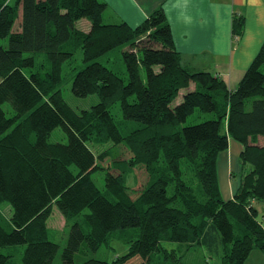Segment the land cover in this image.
Listing matches in <instances>:
<instances>
[{
  "label": "trees",
  "instance_id": "16d2710c",
  "mask_svg": "<svg viewBox=\"0 0 264 264\" xmlns=\"http://www.w3.org/2000/svg\"><path fill=\"white\" fill-rule=\"evenodd\" d=\"M106 9L103 0H0V39L7 38L0 43V264H11L13 253L1 250L16 245L23 246L20 264H57L60 246L46 225L53 207L71 222L59 264H187L165 242L203 247L219 264H244L253 250L264 252V214L254 206L264 204V40L229 89L221 77L182 63L161 7L134 27L106 22ZM81 18L88 31L75 27ZM244 24L243 15L232 14L235 40ZM114 48H123L126 81L98 61ZM78 49L86 64L70 91L99 97L80 111L61 89L63 66ZM181 89L182 100L172 105ZM115 103L124 120L140 125L122 134L110 111ZM194 112L211 117L183 124ZM56 127L66 143L49 141ZM229 140L242 146L240 182L224 199L217 161ZM108 142L123 143L128 158L103 165L108 150L96 154L91 146ZM114 164L144 165L148 178L135 196ZM97 170L105 171L104 189L92 178ZM2 204L11 208L7 218ZM114 232L126 233L119 237L125 253L76 262V254L96 252Z\"/></svg>",
  "mask_w": 264,
  "mask_h": 264
},
{
  "label": "crops",
  "instance_id": "0c3cea01",
  "mask_svg": "<svg viewBox=\"0 0 264 264\" xmlns=\"http://www.w3.org/2000/svg\"><path fill=\"white\" fill-rule=\"evenodd\" d=\"M103 1L107 3L106 22L123 20L132 27L161 7L182 63L193 71H210L221 77L229 89L235 88L264 40V0ZM233 13L245 17L243 34L238 40L231 32ZM81 27L76 28L88 31L90 22L83 21ZM241 150L238 142L229 140L228 149L218 156L223 163L222 170L217 167V172L224 199L232 198L239 186ZM244 264H264V252L253 250Z\"/></svg>",
  "mask_w": 264,
  "mask_h": 264
},
{
  "label": "rangeland",
  "instance_id": "374dc122",
  "mask_svg": "<svg viewBox=\"0 0 264 264\" xmlns=\"http://www.w3.org/2000/svg\"><path fill=\"white\" fill-rule=\"evenodd\" d=\"M18 13L19 15L12 26V31H15L18 28L19 19L21 18L20 11ZM103 19L106 20V16H104ZM83 21H88V20H86L85 18L84 20L79 19L75 23V26L78 28H82L81 24ZM0 43L3 46H6L7 38L0 39ZM122 49L114 48L111 51L99 57L98 61L104 64L105 66L111 68L114 72H116L118 75L123 77L124 80L126 81L127 74L125 70V64L121 57ZM38 60L42 63L45 61V56L43 53H39ZM85 64L86 63H84L82 60L81 51L78 49L74 53L73 58L70 61L66 62L63 66L64 81L61 84L62 95L65 101L76 111H80L82 109H89L92 105H94L99 101V97L96 94L88 95L86 97H79L74 95L70 91L71 79L73 75L77 70L82 68ZM45 65L46 66L48 65L47 61H45ZM185 91L186 89H181L179 91L177 97L172 102V105L178 104L182 100V94ZM3 108L4 110H6L7 115L11 113V109L6 104L3 105ZM110 111L114 115L115 122L119 126L122 134H126L130 130L140 125V123L136 121L124 120L122 118L118 103L112 105L110 107ZM210 117H211V113L194 112V114L190 115L183 124L188 125V124L199 123ZM49 141L52 142L59 141L62 143H66L67 134L61 127H56L50 133ZM91 148L94 150L96 154H99L104 150H108V155L106 159L101 162L103 165H105L106 162H111L116 159H127L128 156L130 155L123 143L117 145H113L111 142L104 144H94L91 146ZM218 162L219 163L217 167L220 170H222L223 163L222 161H220V159ZM119 169L124 171L123 173L125 176V182L126 185L128 186L130 194L132 196H135V194L137 193L136 192L137 188L141 186V184H145L148 178L144 165L138 164L134 166L127 165L121 167V165L115 166L114 164V168L112 169V171L117 173L120 171ZM104 172H105L104 170H97L92 173V178L100 189H104ZM254 206L258 209L260 216L264 214L263 202L257 200L254 202ZM1 212L7 218L11 214L10 206L6 204H2ZM70 223L71 222L69 221L65 223V218L62 215V213L56 207H53L52 213L50 214V216L46 221L47 237L48 239L53 240L59 244L60 251L66 242ZM132 230L136 231L135 229ZM125 235L126 233L121 234L119 232H114V234L110 236L108 242L106 244H102L96 252L89 253L87 256H84L81 253L76 254L75 255L76 262H80L85 257L86 258L94 257L96 259L111 261L112 259L115 258V256L126 252L127 250V244L125 242L126 238L125 239L119 238ZM165 246L168 249L176 248L179 255H182V260L187 264H200L203 260H207L208 264H219V260L215 257L214 258L210 257L203 247H194L191 248L190 250H185V245L178 243H171V242H165ZM6 250H9L10 252L13 253L11 264H20L21 251L23 250V246L16 245L15 247L2 249L1 251L5 252ZM60 251L57 254V260L60 259Z\"/></svg>",
  "mask_w": 264,
  "mask_h": 264
}]
</instances>
